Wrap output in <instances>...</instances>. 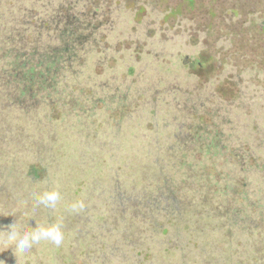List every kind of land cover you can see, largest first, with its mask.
<instances>
[{
    "label": "trees",
    "instance_id": "obj_1",
    "mask_svg": "<svg viewBox=\"0 0 264 264\" xmlns=\"http://www.w3.org/2000/svg\"><path fill=\"white\" fill-rule=\"evenodd\" d=\"M156 3L0 0V232L58 224L70 238L62 254L0 245V264H264V90L224 102L177 88L162 64L186 54L169 53ZM156 116V135H138ZM118 162L155 198L80 183ZM45 191L63 203L40 204ZM173 202L183 248L168 237Z\"/></svg>",
    "mask_w": 264,
    "mask_h": 264
},
{
    "label": "rangeland",
    "instance_id": "obj_2",
    "mask_svg": "<svg viewBox=\"0 0 264 264\" xmlns=\"http://www.w3.org/2000/svg\"><path fill=\"white\" fill-rule=\"evenodd\" d=\"M156 1L151 16L152 23L159 25L161 22L162 28L166 27V37L179 43L169 44V53L181 51L186 54L185 58L182 55L180 61L169 59L166 64H162L163 71L169 67L165 75L177 88L186 90L194 87L212 91L216 99L224 102L234 99L239 89L250 92L264 90V0H192L189 3L187 0ZM108 65L111 66L112 63ZM162 121L161 117L156 116L153 123L149 121L143 124L144 130H139L138 135L152 134L156 122L161 124ZM105 161L111 163V159ZM120 163L118 162L117 170H108V165L104 164L101 166L100 177L98 172H94L92 176L87 175L85 180H80V183L86 187L96 186L98 190H95L100 194L106 191L108 198H111L110 195L113 198L117 195L121 199L140 203V198L147 202L150 198H155V193L149 195L150 198L147 197L142 192V183L137 182L134 173H123ZM113 174L116 178L108 182ZM68 183V188L75 191L74 199L80 201L83 194H77V189L81 186L72 180L63 184ZM56 203L61 205L63 200ZM175 204L173 202L168 207L174 211L169 213L174 224L169 227L168 237L183 248L188 245V240L179 225L180 202H177L178 206ZM164 207L166 206H161L163 209ZM57 213L59 214L58 207ZM69 241V235H65L63 242L55 250L65 253ZM188 253L183 255L184 259ZM166 260L172 262L174 258L169 255Z\"/></svg>",
    "mask_w": 264,
    "mask_h": 264
},
{
    "label": "clouds",
    "instance_id": "obj_3",
    "mask_svg": "<svg viewBox=\"0 0 264 264\" xmlns=\"http://www.w3.org/2000/svg\"><path fill=\"white\" fill-rule=\"evenodd\" d=\"M60 194L56 191H45L38 197L39 203L46 207H54ZM23 225H15L13 222L7 226L6 231L0 232V245L11 248L15 247L17 253H24L32 248L34 244L41 241H50L59 246L64 236L58 224L47 227H34L31 232H23Z\"/></svg>",
    "mask_w": 264,
    "mask_h": 264
}]
</instances>
